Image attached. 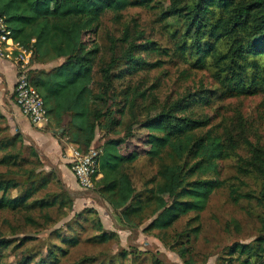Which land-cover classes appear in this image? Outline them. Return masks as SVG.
Segmentation results:
<instances>
[{"label":"trees","instance_id":"obj_1","mask_svg":"<svg viewBox=\"0 0 264 264\" xmlns=\"http://www.w3.org/2000/svg\"><path fill=\"white\" fill-rule=\"evenodd\" d=\"M134 7L159 9V20L172 29L170 36L177 48L173 52L189 57L193 69L209 73L214 86L141 119L137 110L148 100L147 92L131 85L119 90L118 83L162 65V60L148 61L142 53L170 56L172 50L145 40L143 32L139 39L145 43H133L127 27L123 44L111 47L110 62L104 64L103 48L85 34L95 35L107 13L121 15ZM1 17L11 38L33 51L32 65L63 62L51 71L29 72L31 85L44 101L50 127L63 129L61 138L81 154L93 146L98 130L119 136L105 139L102 145L96 172L101 177L95 180V189L129 229L150 221L144 232L157 231L166 241L168 231L183 217L195 213L193 220L198 222L211 196L227 189L232 203L254 204L249 211H255L260 224L253 241L233 244L227 254L246 256L243 264H264V148L249 138L238 140L231 132L225 136L204 133L210 120L187 115L196 107H211L232 98L264 96V0H170L168 8L162 0H0ZM136 128L147 132L144 154L152 163L158 162L157 176L173 182L171 200L156 187L137 191L130 171L141 154L126 155L121 150L136 137ZM231 159L236 160V174L222 179L220 163ZM53 186L58 189L52 191ZM71 191L58 173L44 170L38 150L21 132L11 131L0 111V211L38 212L44 224H52L54 211L62 217L73 211ZM84 214L88 220V214L97 212L90 209L77 214L66 230ZM26 222L37 225L29 215ZM92 222L99 233L89 238L90 243L105 245L117 238L104 230L98 217ZM231 225L239 230L238 222ZM198 230L191 227L187 237H197ZM57 237H63L61 232ZM32 240L29 236L16 240L0 232V260L3 251L13 245L20 249ZM62 244L67 248L51 247L49 258L37 264H48L50 259L59 263L80 240L64 236ZM190 244L189 238L176 250L185 264H195ZM19 264H34V260L27 257Z\"/></svg>","mask_w":264,"mask_h":264},{"label":"rangeland","instance_id":"obj_2","mask_svg":"<svg viewBox=\"0 0 264 264\" xmlns=\"http://www.w3.org/2000/svg\"><path fill=\"white\" fill-rule=\"evenodd\" d=\"M165 8L170 5V0H162ZM158 8V7H157ZM159 9L149 10L141 7L130 8L121 15L107 13L102 17L97 32L91 35L90 31L85 33L87 40L96 38L97 44L103 48V60L110 62L111 47L114 44L122 45V38L127 27L131 29L132 42L143 44L145 40L155 41L162 48L172 50L170 56H159L158 54H145L141 56L148 61L162 60L159 68L149 72L144 71L118 83L119 90L128 85L138 88L141 92H147L148 100L141 104L137 110L142 116L155 115L161 110L172 107L176 102L184 99L190 94L200 92L203 88L214 86L209 73L198 71L191 66L189 57L184 58L182 53H174L177 48L170 36V27H166L160 20ZM95 28V26H94ZM90 30V29H89ZM143 32L145 40L139 39V33ZM96 36V37H95ZM176 43V42H175ZM118 48V47H117ZM120 51V49H119ZM110 53V54H109ZM95 80V78L93 79ZM193 119H209L210 123L203 130L204 133L213 131V134L224 135L226 132L233 133L238 140L242 137L249 138L254 144L264 148V96L240 97L216 102L211 107H196L187 113ZM126 122V121H125ZM100 131V130H99ZM123 132L124 129H119ZM136 137L121 150L128 155L138 151L141 156L133 164L130 171L138 192H144L149 188L156 187L167 199H172L173 182L162 181L157 176L159 170L158 162L152 163L144 154L147 150V132L140 128L135 129ZM112 137L101 132L96 139L95 146H102L106 140ZM104 139H106L104 141ZM243 154V153H242ZM63 157L44 158V170L58 173L63 179V172L71 170L68 159ZM72 160V159H71ZM236 160H228L220 163L222 179H228L235 175L234 165ZM73 172V171H72ZM155 177L158 179L150 183ZM55 186L52 191L57 190ZM74 198L73 211L67 217L60 216L56 211L52 213L55 220L52 224H44L40 214L31 212L10 213L0 211V232L9 238L20 240L26 236L33 240L20 249L13 246L3 251L0 264H19L22 259L30 257L37 264L41 260L49 258V249L62 246L64 236L78 237L80 244L70 248L67 256H61L59 263L50 259L48 264H185L176 250L182 243L191 241V256L195 264H243L245 257L229 256L228 249L236 243H249L260 233V224L255 211H249L254 204L247 205L246 202L234 204L229 199L227 189L217 190L210 198L207 209L200 214L199 221H194L196 214L192 213L183 217L175 226L168 231L167 240H163L157 231L144 232L150 221L144 223L140 228L131 230L119 218L96 193L95 187L85 191L80 186L76 191H71ZM94 210L97 214H88L90 218L77 219L78 223L72 229L66 230V225L75 220V216L86 210ZM259 211V210H258ZM36 219L37 225L33 226L26 222V216ZM99 218L105 231L115 233L117 238L105 245H94L88 240L98 234L94 230L95 218ZM239 223V230L232 224ZM93 223V224H92ZM77 224L79 226H77ZM191 227L199 228L197 237H187L186 233ZM61 232L63 237H57ZM18 244V243H16ZM15 244V245H16ZM179 244V246H178ZM233 258V259H232Z\"/></svg>","mask_w":264,"mask_h":264},{"label":"built area","instance_id":"obj_3","mask_svg":"<svg viewBox=\"0 0 264 264\" xmlns=\"http://www.w3.org/2000/svg\"><path fill=\"white\" fill-rule=\"evenodd\" d=\"M11 33L5 18H0V58L11 60L17 66V83L15 87L16 104L21 113L34 125L41 127L49 123L50 119L45 109L42 97L31 85L29 72L32 69L33 51L25 49L11 38ZM102 146L93 145L86 154L74 151L71 156L72 171L83 190L95 187L96 172Z\"/></svg>","mask_w":264,"mask_h":264},{"label":"crops","instance_id":"obj_4","mask_svg":"<svg viewBox=\"0 0 264 264\" xmlns=\"http://www.w3.org/2000/svg\"><path fill=\"white\" fill-rule=\"evenodd\" d=\"M62 63V60L47 64L35 62L32 65V69L51 71L54 67ZM16 83V64L11 60L0 58V111L5 116L11 131L13 133L21 132L27 139V142L38 150L42 159L43 157L49 159L63 157L62 160L65 161L68 159V165L71 166V156L75 148L73 145L67 143L65 139L61 138L60 134L63 132L61 131L63 129L57 130L51 128L49 125L50 121L47 125L38 127L25 117L16 104ZM99 134L100 131L98 130L93 145L96 144V139L99 137ZM62 181L72 191H76L79 187L78 181L70 169L63 172Z\"/></svg>","mask_w":264,"mask_h":264},{"label":"water","instance_id":"obj_5","mask_svg":"<svg viewBox=\"0 0 264 264\" xmlns=\"http://www.w3.org/2000/svg\"><path fill=\"white\" fill-rule=\"evenodd\" d=\"M61 131H63V130H61Z\"/></svg>","mask_w":264,"mask_h":264}]
</instances>
